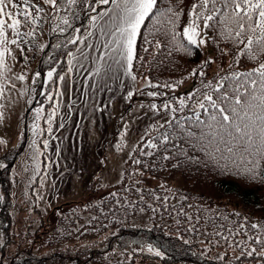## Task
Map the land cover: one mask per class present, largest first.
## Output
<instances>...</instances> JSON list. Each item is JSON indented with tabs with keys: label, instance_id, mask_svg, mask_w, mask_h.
Masks as SVG:
<instances>
[{
	"label": "trees",
	"instance_id": "16d2710c",
	"mask_svg": "<svg viewBox=\"0 0 264 264\" xmlns=\"http://www.w3.org/2000/svg\"><path fill=\"white\" fill-rule=\"evenodd\" d=\"M193 4H199V0H158L162 15L146 20L137 36L132 74L136 78H148L156 92L162 94L160 101H172L175 111L133 151L120 183L110 193L100 198L89 193L84 200L34 207L31 210H47L46 216L37 220V214H32L26 221L17 223L11 211L9 167L19 152L0 167V264H139V259L148 258L146 246L160 253L157 258L163 264H264L259 258L238 260L237 248L233 253L227 252L234 247L233 241L250 248L254 246L251 238L264 234V161L247 157L242 162L238 157L229 159L227 154L221 159L219 153H214L213 158L199 144L193 147L181 129L170 127L181 121L184 128H189L190 118L197 112L202 120L207 119L203 109L192 108L209 91L205 85H211L215 99V90L232 87L233 73L251 71L264 63V56L253 60L241 55L243 44L221 34V28L226 31L223 25L204 27L208 45L213 49L216 72L211 73L210 63L202 60L200 49L189 45L182 35L183 27L191 19ZM102 6L98 0H75L74 15L79 13L81 30L90 15ZM170 7L182 13L175 28L169 23ZM203 21L201 18L198 23ZM165 30L167 36L163 34ZM61 56L62 67L58 71L67 66V56L65 53ZM50 64L42 58L39 70L43 72ZM193 70L196 75L192 74ZM201 70L203 76L199 75ZM188 77L193 80L189 94L171 92ZM41 100L42 93L37 94L34 105ZM181 100L185 105L182 110ZM165 134L167 140L163 138ZM150 143L156 147H148ZM253 159L258 161L255 171L248 173L245 169L253 167ZM136 160L141 163H135ZM143 176L158 178L160 185L144 184ZM151 206L160 210V222L147 228L127 225L136 210H148ZM224 237H228L227 243ZM202 245L209 247L201 251ZM211 248L222 250L221 255L211 256Z\"/></svg>",
	"mask_w": 264,
	"mask_h": 264
},
{
	"label": "rangeland",
	"instance_id": "374dc122",
	"mask_svg": "<svg viewBox=\"0 0 264 264\" xmlns=\"http://www.w3.org/2000/svg\"><path fill=\"white\" fill-rule=\"evenodd\" d=\"M33 3L42 7L36 13L37 22L21 28L32 35L24 36L18 45H7L9 51L0 66V165H7L8 158L19 152L9 167L11 210L17 223L32 214H37V220L46 216L47 210H31L34 207L84 199L91 191L95 197L100 196L120 180L125 161L138 142L173 115L172 101H160L162 94L149 86L153 85L149 79L132 80L125 74L127 62L117 55L112 43L115 37L111 33L120 23L108 15L114 4L91 14L81 36L82 23L79 13L74 15L73 3L58 0L55 8L42 0ZM198 31L206 41L203 23ZM73 41H78L75 49L68 47ZM105 43H109L108 48ZM200 47L204 60L212 61V49L206 43ZM59 48L62 51L56 55ZM64 50L68 54L67 66L58 71ZM42 58L51 65L41 75ZM49 71L53 72L51 80ZM31 86L39 87L38 92L42 93V100L33 108ZM192 90L193 80L188 77L171 92L184 96ZM129 92L133 93L131 97ZM149 92L156 95L149 96ZM165 104L169 109L164 108ZM192 108L197 111L198 103ZM38 109H42L39 118ZM53 112L49 132L48 116ZM141 178L146 185L160 183L151 176ZM160 221L158 210L140 208L128 226L147 228ZM221 253L216 250L211 255L217 257ZM138 263L162 262L149 258L139 259Z\"/></svg>",
	"mask_w": 264,
	"mask_h": 264
},
{
	"label": "snow or ice",
	"instance_id": "6c2138e0",
	"mask_svg": "<svg viewBox=\"0 0 264 264\" xmlns=\"http://www.w3.org/2000/svg\"><path fill=\"white\" fill-rule=\"evenodd\" d=\"M68 2L75 3V0H68ZM42 3L55 8L58 0H42ZM98 3L115 5L112 12L108 14L110 19L114 18L120 22L119 27L111 33L115 37L112 41L116 46L114 51L127 62L125 74L132 80H136V76L131 71L135 58L136 39L146 20L162 15L158 0H98ZM210 3L211 7H209ZM217 4L221 7L217 8ZM225 8L230 11L225 12ZM40 11L42 7L33 3V0H0V66H3L4 55L9 51L7 45H18L24 36L32 35L31 32H22L21 28L35 24L37 22L36 13ZM167 11L171 13L169 23L175 28L182 13L175 12L171 7ZM189 16L191 19L183 28L182 33L189 45L199 47L206 43L200 38L198 31V21L203 18L205 28L225 26L226 31L225 28H221V34L226 35V38L233 40L234 43L243 44L241 55H246L253 60L258 56H264V0H199V4L192 5ZM210 21L213 23H209ZM64 23L67 24V20ZM9 30L11 39H9ZM163 34L167 36V30ZM172 38L176 39L175 32ZM156 46L161 47L159 43ZM104 47L108 48L109 43H105ZM115 62L119 63L118 60ZM208 63L210 61H205V64ZM192 74L197 73L193 70ZM47 75L51 80L53 72L49 71ZM199 75L203 76L204 72L201 70ZM20 78L23 79V77ZM59 79L64 78L59 77ZM222 79H229V77ZM231 79L234 81L232 87L223 91L215 90V99H213L211 85H205L209 91L204 93L203 100L197 103L199 108L207 113V119L202 120L200 113L197 112L193 118H190L189 128H184L181 121H176L175 125H170V127L181 129L182 134L192 142L193 147L199 144L206 155L213 156L214 153H219L221 159L227 154L229 159L238 157L242 162L247 157H255L264 161V63H259L249 72L233 73ZM149 86L154 87L151 84ZM220 87L223 88V85ZM132 95V92L128 93L129 97ZM148 95L154 96L156 93L149 92ZM169 107L168 104L164 105L165 109ZM184 107V101L181 100V110ZM152 108L155 109L156 105H152ZM171 110L175 111V109ZM40 111L42 109L37 110V118H39ZM54 115L53 112L48 116L49 132H51V121ZM163 138L167 140L168 134H165ZM47 146V141H44V147ZM148 147H156V145L150 143ZM167 158L164 157V159ZM257 162V159H253L251 161L253 167L246 168L245 171L254 172ZM135 163L140 164L141 161L136 160ZM251 227L255 228L256 225H251ZM224 241L227 243L228 237H224ZM251 243L254 246L248 248L247 245L241 247L239 241H233L234 247L240 252L237 259L251 257L253 260L259 258L264 261V234L251 238ZM156 255L160 253L157 252Z\"/></svg>",
	"mask_w": 264,
	"mask_h": 264
}]
</instances>
